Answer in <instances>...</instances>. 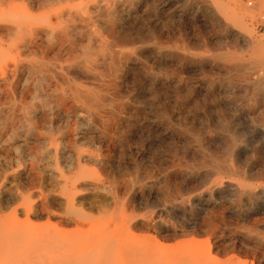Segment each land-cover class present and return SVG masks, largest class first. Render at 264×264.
Segmentation results:
<instances>
[{"label": "bare ground", "instance_id": "6f19581e", "mask_svg": "<svg viewBox=\"0 0 264 264\" xmlns=\"http://www.w3.org/2000/svg\"><path fill=\"white\" fill-rule=\"evenodd\" d=\"M257 20L264 0H0V264H264Z\"/></svg>", "mask_w": 264, "mask_h": 264}, {"label": "rangeland", "instance_id": "374dc122", "mask_svg": "<svg viewBox=\"0 0 264 264\" xmlns=\"http://www.w3.org/2000/svg\"><path fill=\"white\" fill-rule=\"evenodd\" d=\"M257 22V23H256ZM256 22H254V32H255V34H257V36H259V37H264V23H261L262 21H259V20H257ZM260 25V26H259ZM258 32V33H257ZM0 111L2 112V111H5V112H3V113H1L0 112V133H1V135H0V144L3 146H1L0 145V147H1V149H0V169L2 170V171H0V180H1V183H0V190L2 191V189L3 190H9V189H11V191H15L17 188V185H18V183L16 182L17 180L16 179H14V181L13 180H11L12 178H14V177H16V176H14V175H17V173H18V171L20 170V166H21V164L19 163L20 162V159H19V148H18V145H19V142H18V128H17V126L15 127V126H13V127H11L10 129L8 128V130L7 131H9V132H6L5 133V128L9 125V124H11V118L9 117L10 115L8 114V112L6 111V110H3V109H1L0 108ZM7 115H9V116H7ZM5 116H7L6 117V119H5ZM4 117V118H3ZM9 119V122H8V119ZM4 119V120H3ZM2 120V121H1ZM4 122V123H3ZM7 124V125H6ZM16 129H17V131H16ZM12 130V131H11ZM6 135V136H5ZM16 135H17V137H16ZM5 136V137H4ZM13 136V137H12ZM4 141V142H3ZM12 142V143H11ZM6 145L5 147H4V144ZM11 143V144H10ZM28 143H30V140H28ZM8 144H10L9 146H8ZM12 144H13V146H12ZM12 147V148H11ZM6 148V151L5 150H3V149H5ZM8 148V149H7ZM11 148V149H10ZM10 149V150H9ZM14 151H13V150ZM7 150H9V151H7ZM10 151H11V153H10ZM14 153H13V152ZM3 152H4V155H3ZM6 152V153H5ZM2 153V154H1ZM9 154H11V155H9ZM29 154H26V157H25V162L26 163H29L30 162V156H28ZM18 156V157H17ZM10 157H11V159H10ZM17 157V158H16ZM6 158V159H5ZM15 158V160H13ZM3 159V160H2ZM8 159V160H7ZM13 162H12V161ZM7 161V162H6ZM16 161V162H15ZM17 161H18V163H17ZM6 162V163H5ZM9 165H8V164ZM13 165H11V164ZM11 166H12V168H11ZM18 166V167H17ZM17 167V168H16ZM10 170H12V171H10ZM8 171V173H5V172H7ZM16 171H17V173H16ZM2 174V175H1ZM8 174V175H7ZM12 175L14 176V177H12ZM6 178H5V177ZM2 177V178H1ZM12 177V178H11ZM10 178V179H9ZM4 179V180H3ZM6 179V180H5ZM9 179V180H8ZM12 181V182H11ZM2 185V186H1ZM5 185H7L8 187H6ZM10 185V186H9ZM15 186V187H14ZM1 187H2V189H1ZM5 187V188H4ZM11 187V188H10ZM14 188V189H13ZM6 201H8V204L7 203H4V206H3V209H2V211L0 212V218H3V217H5V216H7L8 215V213H10L11 211H12V207H14V205H12V203H11V201L9 200V197H7L6 199H5ZM5 201V202H6ZM7 205V206H6ZM10 208H12V209H10ZM9 209V210H8ZM18 214H19V212H18ZM18 218H19V220H23L24 219V217L23 216H18ZM30 222L31 223H33V224H36L34 221H32V220H30Z\"/></svg>", "mask_w": 264, "mask_h": 264}]
</instances>
